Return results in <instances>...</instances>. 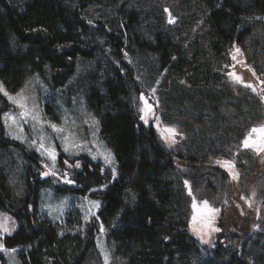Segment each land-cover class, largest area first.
<instances>
[{
    "label": "trees",
    "instance_id": "obj_1",
    "mask_svg": "<svg viewBox=\"0 0 264 264\" xmlns=\"http://www.w3.org/2000/svg\"><path fill=\"white\" fill-rule=\"evenodd\" d=\"M259 16L264 0H0L2 85L16 92L39 74L58 88L83 62L95 64L79 85L85 83L88 108L118 165L112 179L103 165L80 161L74 174L78 190L102 200V206L87 223L76 210L53 223L39 212L41 190L51 185L41 177L42 160L6 134L2 113L10 104L0 108V210L19 225L2 241L19 248L22 264H92L99 260L103 228L124 264H249L241 252L227 261L218 248L212 249L213 258L200 256L204 246L190 231V199L178 166L198 169L211 153L202 155L197 145L168 151L155 128L140 120L133 97L145 93V85L131 58L150 63L145 71L150 80L160 79L163 107L174 113L188 107L185 129L197 134L194 127L201 123L203 138L227 122L220 115L223 102L237 99L238 91L224 85L222 67L229 71L228 51L243 48L254 27L250 22ZM206 111L218 118H204ZM45 113L60 121L54 104L46 103ZM195 113L199 120L192 118Z\"/></svg>",
    "mask_w": 264,
    "mask_h": 264
},
{
    "label": "rangeland",
    "instance_id": "obj_2",
    "mask_svg": "<svg viewBox=\"0 0 264 264\" xmlns=\"http://www.w3.org/2000/svg\"><path fill=\"white\" fill-rule=\"evenodd\" d=\"M258 20L250 22L254 27L243 48L228 51V58L232 57L229 71L222 67L226 73L224 85L238 91L237 99L223 102L220 115H225L227 122L221 121L224 128L220 125V131L211 130L203 138L198 135L201 123L194 124L197 134L185 129L191 112L188 107L179 113L163 107L158 92L160 79L150 80L145 71L146 64L150 66V63L137 55L131 58L138 78L145 85V93L133 97L140 120L155 128L161 144L168 151L186 150L189 146L193 149L197 145L203 150L202 155L208 149L211 153L205 165L198 169L182 163L178 166L179 177L190 199V231L204 246L200 253L204 259L213 258L212 249L218 248L227 261L232 254L241 252L249 264H264V135L252 132L253 128L264 127V16H259ZM109 59L105 54L103 65L106 66ZM95 68V64L83 62L78 73L58 88L49 85L39 74L29 77L16 92L7 91L0 82V108L5 103L10 104L2 113L5 132L41 158V177L50 179L51 185L46 184L41 190L39 212L53 223L63 222L70 210L78 211L87 223L97 216L102 206V200L83 195L78 190L80 187L74 174L80 161L89 159L108 169L112 179L118 176L114 152L102 139L99 120L88 108L83 90L85 83L79 85L82 75ZM154 75L156 73L151 74ZM10 97L21 100L25 107ZM46 103L55 105L60 121L48 117ZM166 114L169 118L165 119ZM203 115L207 119L218 118L210 111ZM199 116L195 113L192 118L199 120ZM53 124L58 130L51 127ZM227 126L232 130L228 131ZM168 129H174V132ZM246 138L247 147L244 145ZM53 151L55 161L49 155ZM20 155V152H14V161H19L21 167L24 162ZM226 161L230 163L226 164ZM0 221L8 229L0 228V245H3L0 256L5 260L3 263L0 258V264H22L19 248L9 249L2 241L4 236L18 229L17 220L9 212L0 210ZM97 248L99 260L95 258L92 264H106V256L107 264H124L115 255L114 245L108 241L104 228L97 237Z\"/></svg>",
    "mask_w": 264,
    "mask_h": 264
},
{
    "label": "snow or ice",
    "instance_id": "obj_3",
    "mask_svg": "<svg viewBox=\"0 0 264 264\" xmlns=\"http://www.w3.org/2000/svg\"><path fill=\"white\" fill-rule=\"evenodd\" d=\"M236 51L239 52V49H237ZM233 58H235V57H233ZM237 79L239 80L240 78L237 77ZM5 95H7V93H5ZM141 98L143 99V97H141ZM10 99H14V98L10 97ZM14 102L18 103L21 107H25V104H24L21 100H15V99H14ZM145 103H147V102H145ZM141 118L143 119V117H141ZM51 127H52L54 130H58V129L56 128V125H54V124L51 125ZM168 131H169V132H174V129H168ZM252 132H260L262 135H264V127H261V128H259V129L253 128V129H252ZM244 145H245V147L248 146V138L245 139V141H244ZM41 147H43V144H41ZM49 155H50V157L52 158V160L55 161V153H54V151H53V152H50ZM105 159L107 160L108 157H105ZM65 163H67V162H65ZM225 163H226V164H229L230 162H227V161H226ZM53 174H54V173H53ZM45 175H47V173H45ZM68 182L71 183V181H68ZM190 194H191V193H190ZM205 205L207 206V202H205ZM0 228H2L4 231H8L6 224H5L4 222H2V221H0ZM2 248H3V245H0V249H2ZM105 260H106V264H107V256L105 257Z\"/></svg>",
    "mask_w": 264,
    "mask_h": 264
}]
</instances>
